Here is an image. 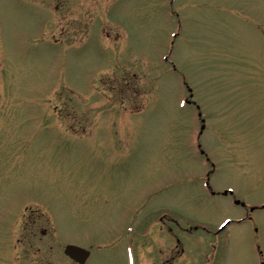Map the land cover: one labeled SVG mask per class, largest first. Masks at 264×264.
<instances>
[{"label":"rangeland","instance_id":"374dc122","mask_svg":"<svg viewBox=\"0 0 264 264\" xmlns=\"http://www.w3.org/2000/svg\"><path fill=\"white\" fill-rule=\"evenodd\" d=\"M67 245L264 264V0H0V264Z\"/></svg>","mask_w":264,"mask_h":264},{"label":"water","instance_id":"95a60500","mask_svg":"<svg viewBox=\"0 0 264 264\" xmlns=\"http://www.w3.org/2000/svg\"><path fill=\"white\" fill-rule=\"evenodd\" d=\"M64 251L71 259L78 263H83L89 254L86 250L73 245L66 246Z\"/></svg>","mask_w":264,"mask_h":264}]
</instances>
